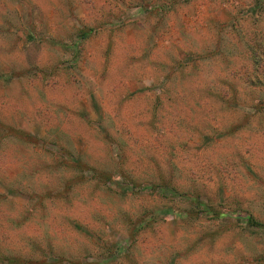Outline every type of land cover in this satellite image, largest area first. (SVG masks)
Masks as SVG:
<instances>
[{"label": "rangeland", "instance_id": "374dc122", "mask_svg": "<svg viewBox=\"0 0 264 264\" xmlns=\"http://www.w3.org/2000/svg\"><path fill=\"white\" fill-rule=\"evenodd\" d=\"M248 217L264 0H0V264H264Z\"/></svg>", "mask_w": 264, "mask_h": 264}, {"label": "trees", "instance_id": "16d2710c", "mask_svg": "<svg viewBox=\"0 0 264 264\" xmlns=\"http://www.w3.org/2000/svg\"><path fill=\"white\" fill-rule=\"evenodd\" d=\"M87 34L88 33L86 31L82 32L81 37H85V36H87ZM247 220H248L249 226H254V227H259V228L264 227V224L256 221L253 217H248Z\"/></svg>", "mask_w": 264, "mask_h": 264}]
</instances>
